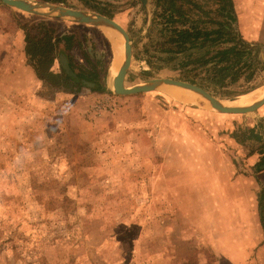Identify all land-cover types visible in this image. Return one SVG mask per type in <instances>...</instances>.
Instances as JSON below:
<instances>
[{"label":"rangeland","instance_id":"rangeland-1","mask_svg":"<svg viewBox=\"0 0 264 264\" xmlns=\"http://www.w3.org/2000/svg\"><path fill=\"white\" fill-rule=\"evenodd\" d=\"M28 1L95 12L120 24L133 48L127 88L173 79L224 102L264 87V0H233L236 31L258 50L254 72L242 71L234 83L232 77L212 81L213 64L180 68L181 61L193 60L185 54L173 63L158 59L157 42L164 38L156 0ZM189 1L184 11L200 18L201 28H212L216 1ZM28 39L46 48L34 60L51 57L52 64L36 71ZM113 39L125 54L115 31L1 2L0 264H264L260 222L251 224L244 210L229 209L228 195L202 194L211 174L199 176L197 165L182 162L212 150L195 145L200 132L230 140L226 154L241 157L240 163L245 156L260 158L264 106L244 115L222 114L201 97L179 100L188 92L172 86L117 95L109 73ZM193 54L205 61L214 52ZM61 55L75 74L96 75L105 88L57 87L49 79L59 81L66 73ZM256 184L254 179L238 186L255 191Z\"/></svg>","mask_w":264,"mask_h":264},{"label":"trees","instance_id":"trees-1","mask_svg":"<svg viewBox=\"0 0 264 264\" xmlns=\"http://www.w3.org/2000/svg\"><path fill=\"white\" fill-rule=\"evenodd\" d=\"M215 1L218 7L217 18L210 21L213 24L212 28L207 29L199 26V24L204 23L200 18L195 19L184 11L183 6L190 4L189 0H156L155 4L160 11L155 12V16L163 19L162 28L159 30V38H164L163 42H157L158 48L156 52L159 53L158 59L164 63L179 61L182 59L183 54L189 60L193 59L190 60L191 62L181 61L179 63L180 68L197 63H201L204 66L213 64L211 69L215 72L212 81L224 83L229 77H232L231 82L234 83L241 78L242 71L251 70L254 72V68L257 65L258 50L255 48L256 45L242 40L237 33V16L233 0ZM193 8L197 9L198 7L195 4ZM43 43L41 40L35 43H32L29 39L27 41V50L29 54L33 52L32 63L37 72L44 63L52 64L53 61L51 57L46 61L44 60V63L34 60V57L46 50L45 47L41 46ZM225 44L232 46L223 47ZM53 50L51 48L50 52ZM203 50L213 51L214 55L205 61L202 60L204 55L202 57L194 56L193 53L199 54ZM193 61L195 62L192 63ZM71 68L73 69V66ZM92 75L78 73L75 79L64 73V76L59 81L53 78L49 80L57 87H64V89L77 88L78 91L82 88H88L93 91L104 89L106 82L100 84L97 76ZM250 75H253V73ZM260 154L263 157L257 165L258 170L264 166V152ZM258 210L260 224L264 233V184L258 197Z\"/></svg>","mask_w":264,"mask_h":264},{"label":"crops","instance_id":"crops-1","mask_svg":"<svg viewBox=\"0 0 264 264\" xmlns=\"http://www.w3.org/2000/svg\"><path fill=\"white\" fill-rule=\"evenodd\" d=\"M236 10L238 11L237 8ZM20 37L23 39L22 35H20ZM22 50H24V48H22ZM191 96L192 95L189 92L184 94L185 98L196 97ZM192 99L193 100L190 101L185 99L184 101L189 103L199 102V98H197L198 100H195L194 98ZM213 127L215 129L214 125L210 128L213 129ZM195 131L200 132L196 128ZM200 133L196 134L198 139L194 140V143L196 142L195 145L200 146L203 151L206 150V148H212V150L209 151L207 156H197V159L185 156L182 158V162L187 161L188 164L197 165L196 169L200 172L199 176H201V173L206 175L208 173L211 174L209 181L206 179L204 180L205 183H203V185L205 189L201 193L208 195L218 194L222 197L228 195L230 201L227 203L231 204V208L229 206V209H233L234 211L244 210L246 214L250 215L251 224H258L260 222L258 197L261 192L262 185L264 184V166L260 167V171L258 170V178L253 176L252 170L253 167H256L255 169H257V165L261 162L263 155L261 154L260 158L254 155L245 156L241 160L242 164L239 161V158L241 157L238 159L236 157V159H234V156L230 157L226 154L228 151L226 144L230 143V140H226L225 138H221V140H211L205 135L202 136L203 132ZM185 159L187 160L185 161ZM254 179L257 183V189L255 191L253 190L252 185H249L248 187L245 185L243 187L238 186L240 183H245L247 180L251 182V180ZM199 187L203 188L201 184ZM236 196L238 197L236 198ZM223 202L226 203L225 200H223Z\"/></svg>","mask_w":264,"mask_h":264},{"label":"water","instance_id":"water-1","mask_svg":"<svg viewBox=\"0 0 264 264\" xmlns=\"http://www.w3.org/2000/svg\"><path fill=\"white\" fill-rule=\"evenodd\" d=\"M3 4L15 8L17 10L41 15L44 17H54L58 19H70L76 23L84 24L97 28H105L112 30L120 34L124 41V60L119 69L118 75L114 80V91L117 95L128 96V95H137L143 93L153 92L165 87H178L187 91H191L204 100H206L212 108L222 114H233V115H244L249 113H254L264 106V98L253 104L252 106L246 108H230L224 106L223 102L215 98L207 90L203 89L200 86H197L192 83L173 80V79H155L151 80L145 84L138 85L132 88H127L125 85L126 76L132 64L133 58V48L131 45V38L128 32L116 21L107 18L99 13L79 11L71 8L54 5L46 2H32L28 0H0ZM146 0H143L145 2ZM60 62L63 70L66 74L72 78H77L76 74L70 67L69 61L65 55L60 56Z\"/></svg>","mask_w":264,"mask_h":264},{"label":"bare ground","instance_id":"bare-ground-1","mask_svg":"<svg viewBox=\"0 0 264 264\" xmlns=\"http://www.w3.org/2000/svg\"><path fill=\"white\" fill-rule=\"evenodd\" d=\"M102 29H105V28H102ZM109 37L112 38L113 36L110 35ZM112 42L114 44L113 45L114 49H113V58L111 60V66H110L109 73H110V85L114 87V80L116 79L118 72H119V69L121 67V64L124 60V53L122 52V49L118 46V44H117L118 41L116 39L115 40L113 39ZM179 89H182V88H179ZM182 90H184V89H182ZM185 91H187V90H185ZM187 92H189L192 96H196V97H192V96L191 97L194 98L195 100H198L197 94H195L191 91H187ZM192 98H190V97L185 98L183 95L179 98V100H185L186 99V100L190 101V100H193ZM263 98H264V87L257 89L255 91L251 92L250 94L241 96L238 100L224 101L223 104H224V106H227L230 108H246V107L252 106L256 102L261 101Z\"/></svg>","mask_w":264,"mask_h":264}]
</instances>
